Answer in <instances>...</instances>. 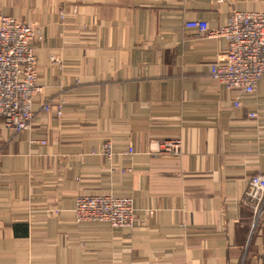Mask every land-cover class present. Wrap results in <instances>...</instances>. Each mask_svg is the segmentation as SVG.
<instances>
[{"label": "crops", "instance_id": "1", "mask_svg": "<svg viewBox=\"0 0 264 264\" xmlns=\"http://www.w3.org/2000/svg\"><path fill=\"white\" fill-rule=\"evenodd\" d=\"M233 10L264 0H0L39 27L51 107L0 131V264H264V216L240 201L264 170V78L235 107L210 74L226 39L183 25ZM81 194L131 196L133 225L77 221Z\"/></svg>", "mask_w": 264, "mask_h": 264}, {"label": "built area", "instance_id": "2", "mask_svg": "<svg viewBox=\"0 0 264 264\" xmlns=\"http://www.w3.org/2000/svg\"><path fill=\"white\" fill-rule=\"evenodd\" d=\"M0 13V131L2 128L20 133L29 129L36 115L51 108L46 101L35 105L42 92L32 46L33 40L38 38L39 27L27 25L18 16ZM183 25L194 30L199 38L226 39V52L212 61L210 74L224 89L238 92L233 104L241 106L242 96L254 94L259 80L264 78V12L233 10L225 26L218 28L210 27L208 21L199 16L185 18ZM110 145L111 142H106L104 151L109 152ZM152 146V151L157 153H170L177 148L175 142L165 139L156 140ZM248 186L240 201L255 220L261 219L264 216V170L253 173ZM133 204L131 196L81 194L75 200L74 215L79 222L132 226Z\"/></svg>", "mask_w": 264, "mask_h": 264}, {"label": "trees", "instance_id": "3", "mask_svg": "<svg viewBox=\"0 0 264 264\" xmlns=\"http://www.w3.org/2000/svg\"><path fill=\"white\" fill-rule=\"evenodd\" d=\"M60 12H61V15H62V12H63V11H60ZM62 17H64V14L62 15ZM60 19H61V16H60ZM62 21H63V19H62ZM35 40H36V39H35ZM33 41H34V40H33ZM111 147H112V145H110L109 150L111 149ZM109 150H108V151H109Z\"/></svg>", "mask_w": 264, "mask_h": 264}, {"label": "rangeland", "instance_id": "4", "mask_svg": "<svg viewBox=\"0 0 264 264\" xmlns=\"http://www.w3.org/2000/svg\"><path fill=\"white\" fill-rule=\"evenodd\" d=\"M61 21H62V19H61ZM63 22V21H62Z\"/></svg>", "mask_w": 264, "mask_h": 264}]
</instances>
